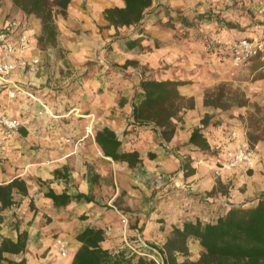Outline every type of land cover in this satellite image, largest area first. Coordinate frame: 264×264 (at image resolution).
Returning <instances> with one entry per match:
<instances>
[{
	"label": "crops",
	"instance_id": "0c3cea01",
	"mask_svg": "<svg viewBox=\"0 0 264 264\" xmlns=\"http://www.w3.org/2000/svg\"><path fill=\"white\" fill-rule=\"evenodd\" d=\"M162 1L177 5V0ZM123 5L122 0H71L65 17H55L56 44L42 49L37 44L39 18L25 15L11 0H0V26L9 17L26 21L33 47L25 55L41 62L39 72L17 69L11 76L27 83L32 97L9 99L0 92V114L22 121L11 137L0 136V184L15 178L25 184L24 189L13 188L10 207H0V241H15L20 232L27 233L23 251L3 253L9 260L71 264L81 245L76 235L87 226L103 229L101 246L110 252L150 255L172 226L185 220L212 221L231 208L253 206L264 195V140L254 144L249 165H227L245 136L236 122L218 114L219 109L203 104L208 82L196 63L208 57L200 39L175 38L166 27L150 22L108 25L104 9ZM56 49L62 57L56 56ZM127 60L147 68L151 79L182 82L179 92L193 97L194 106L180 121L173 120L176 128L169 140L158 128L133 122V104L143 93L137 87V66H123ZM188 63L196 69L183 71L175 65ZM205 113H215L211 123L217 122L203 129L209 151L189 143ZM103 127L116 133L122 151L136 150L141 162L129 167L104 156L94 138ZM184 163L191 173L185 174ZM49 188L65 192L69 203L55 206L44 195ZM60 242L65 244L64 255L57 249ZM188 246L189 258H197L198 241L190 239Z\"/></svg>",
	"mask_w": 264,
	"mask_h": 264
},
{
	"label": "trees",
	"instance_id": "16d2710c",
	"mask_svg": "<svg viewBox=\"0 0 264 264\" xmlns=\"http://www.w3.org/2000/svg\"><path fill=\"white\" fill-rule=\"evenodd\" d=\"M11 1L25 15L33 14L39 18L41 33L37 37L38 46L42 49L54 46L58 35L55 16L65 17L71 0ZM122 1L124 3L122 7H109L103 11L108 25L115 28L141 23L146 14L154 7V0ZM163 8L162 12L165 17H168L167 21L173 23V14H176L179 25H182L166 26L175 38H188L192 35V37L200 39L195 33V26H191L185 16L168 7ZM224 24L229 28L235 27L228 22H224ZM201 43L200 39V45ZM228 43L217 46L215 53L224 58L228 53ZM129 64L136 65L137 62L127 60L123 66ZM180 84H182L180 81L144 78L139 74L137 87L142 91L143 97L138 103L133 104V122L138 125H152L160 130L164 140H169L176 128V123L173 120L180 121L182 113L194 106L193 97H186L179 92ZM203 104L214 109L227 110L234 105L244 106L246 101L235 95L226 96L222 87L218 86L217 91L204 93ZM212 117V114L205 113L200 119V126L194 127L191 131L189 143L198 150L209 151V144L203 129L208 125L217 124V122L211 123ZM22 133L26 132L22 130ZM94 138L104 156L110 157L112 160L127 162L129 167L141 162L136 150H121V141L112 129L108 127L98 129ZM249 140L253 147L259 138L249 137ZM183 169L185 174L193 171L187 163L183 164ZM15 185L22 189L25 188L24 182L18 178L0 184L1 209L10 207L14 203L12 191ZM44 195L51 198L55 206L66 205L70 201V196L65 192L55 193L51 188ZM76 238L81 242V245L75 252L71 264H157L152 258L146 256L135 257L128 255L125 250L113 253L102 248L101 242L104 240L102 228L87 226L76 235ZM26 239L25 231L20 232L15 241L2 238L0 241V264H3L4 261L7 264H25L24 260L18 263L9 260L3 256V253L23 251ZM190 239L197 240L200 246L198 257L195 259L189 258L188 242ZM159 252L164 264H264V195L257 200L255 205L231 208L212 221L185 220L180 226H172V230L159 248Z\"/></svg>",
	"mask_w": 264,
	"mask_h": 264
},
{
	"label": "rangeland",
	"instance_id": "374dc122",
	"mask_svg": "<svg viewBox=\"0 0 264 264\" xmlns=\"http://www.w3.org/2000/svg\"><path fill=\"white\" fill-rule=\"evenodd\" d=\"M176 2V7H171L168 2L154 0L153 9L146 14L141 23L134 26H147L149 22L154 26H182L179 25L176 14H173V23L167 21L168 17H165L162 12L163 7L176 10V13L185 16L187 22H190L191 26H195V33L202 40L201 47L206 51L205 55L208 57L205 63H196L199 65L197 71L201 78L208 82V85L203 88V97L205 92H215L217 87L221 86L226 96L235 95L245 100L244 106L234 105L227 110L217 108L220 110L218 114H223L225 119L236 122L242 128L245 141L250 146L249 137L264 140V61L255 58L245 66L236 67L231 64L230 55L227 54L223 58L215 53L217 46H223L233 39L248 36L259 30L260 25L264 23V13H260L258 8L260 3H264V0H177ZM149 14H152L150 21H148ZM224 22L235 27H226ZM153 44L155 45L156 42ZM188 46L189 49H194L191 45ZM179 47L184 48L183 44H179ZM195 49L199 50L200 48L195 47ZM55 53L57 57L63 56L59 49H56ZM135 62L137 64L133 66H137L134 71L137 72L136 78L138 79L139 74L144 78H149L150 74H147V68L139 66L138 61ZM114 65L119 66L118 64ZM175 65L183 71L196 69V66L193 67L190 63ZM212 116H215V113H212ZM18 129L7 131L0 124V136L2 135L5 139L9 138ZM194 251L192 247V252Z\"/></svg>",
	"mask_w": 264,
	"mask_h": 264
},
{
	"label": "built area",
	"instance_id": "2783aa9c",
	"mask_svg": "<svg viewBox=\"0 0 264 264\" xmlns=\"http://www.w3.org/2000/svg\"><path fill=\"white\" fill-rule=\"evenodd\" d=\"M258 11L264 13V3H260ZM32 47L33 36L29 32L26 21L9 17L2 23L0 26V92L4 91L9 99L33 96L27 83L17 82L11 77L13 71L17 69L27 73H36L40 70L39 58L25 55ZM227 54L231 57V64L236 67L245 66L255 58L264 61V23L256 32L231 40L228 43ZM0 124L7 131H14L22 125V121L17 117L1 115ZM253 154V148L243 140L227 160V165L229 167L240 164L249 165ZM121 221L126 223L124 216L121 217ZM128 246L133 249L132 246ZM57 249L61 255L65 254L64 243L60 242ZM137 253L152 258L157 264H164L159 248L154 249L153 254L150 255L144 252Z\"/></svg>",
	"mask_w": 264,
	"mask_h": 264
}]
</instances>
